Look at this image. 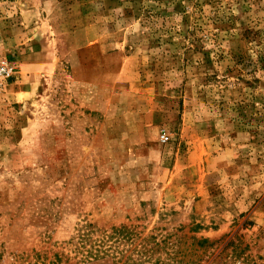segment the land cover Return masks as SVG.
Here are the masks:
<instances>
[{
  "label": "rangeland",
  "instance_id": "obj_1",
  "mask_svg": "<svg viewBox=\"0 0 264 264\" xmlns=\"http://www.w3.org/2000/svg\"><path fill=\"white\" fill-rule=\"evenodd\" d=\"M2 59L0 264H264V0H0Z\"/></svg>",
  "mask_w": 264,
  "mask_h": 264
},
{
  "label": "built area",
  "instance_id": "obj_2",
  "mask_svg": "<svg viewBox=\"0 0 264 264\" xmlns=\"http://www.w3.org/2000/svg\"><path fill=\"white\" fill-rule=\"evenodd\" d=\"M16 74V67L13 63L9 62L7 59L0 60V88L8 84ZM171 140V135L167 130H163L160 134V141L162 144H167ZM96 264H110L108 262H99Z\"/></svg>",
  "mask_w": 264,
  "mask_h": 264
}]
</instances>
